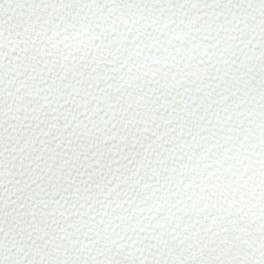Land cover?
Wrapping results in <instances>:
<instances>
[{"label":"snow or ice","instance_id":"snow-or-ice-1","mask_svg":"<svg viewBox=\"0 0 264 264\" xmlns=\"http://www.w3.org/2000/svg\"><path fill=\"white\" fill-rule=\"evenodd\" d=\"M0 264H264V0H0Z\"/></svg>","mask_w":264,"mask_h":264}]
</instances>
